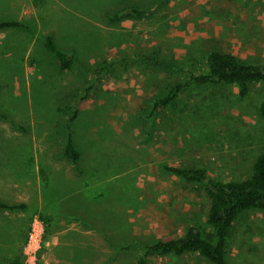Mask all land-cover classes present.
Segmentation results:
<instances>
[{
	"label": "rangeland",
	"instance_id": "rangeland-1",
	"mask_svg": "<svg viewBox=\"0 0 264 264\" xmlns=\"http://www.w3.org/2000/svg\"><path fill=\"white\" fill-rule=\"evenodd\" d=\"M4 21L19 25L0 27V201L25 207L0 208V264L25 260L31 231L41 240L35 264H136L145 245L188 226L211 238L205 193L164 166L248 176L264 153L263 83H250L243 97L216 84L153 103L204 70L209 51L264 62V0H0ZM45 36L71 55L69 67H59ZM68 136L76 165L63 156ZM38 159L76 189L55 206L52 238L49 215L38 211ZM66 214L75 215L74 230L59 223ZM226 260L264 264V209L236 216ZM145 264L210 263L185 253Z\"/></svg>",
	"mask_w": 264,
	"mask_h": 264
},
{
	"label": "trees",
	"instance_id": "trees-1",
	"mask_svg": "<svg viewBox=\"0 0 264 264\" xmlns=\"http://www.w3.org/2000/svg\"><path fill=\"white\" fill-rule=\"evenodd\" d=\"M133 13L138 10L128 9ZM17 21L0 22V27L18 26ZM46 49L54 56L59 67L65 69L72 62L71 55L60 50L50 36H45ZM205 68L192 69L183 79L174 82L165 94L156 98L153 108L172 103L187 88L216 84L234 85L239 97L248 92L249 84L262 82L263 91L258 104L261 118V131L264 134V62H245L229 52L209 51L204 59ZM0 116L4 117L0 114ZM63 156L76 165L80 154L70 136L66 138ZM169 173L185 182L198 185L208 199L206 223L212 227L211 238L205 237L198 227L188 226L179 235L156 240L143 247V253L136 264H145L148 256H181L194 253L210 264H228L226 260V242L236 216L245 210L264 209V153L256 155L251 173L240 179L220 180L214 178L206 169L194 166H164ZM24 203L7 204L0 201L2 209H23ZM47 218L45 223L47 224ZM5 264H20L13 256Z\"/></svg>",
	"mask_w": 264,
	"mask_h": 264
},
{
	"label": "crops",
	"instance_id": "crops-1",
	"mask_svg": "<svg viewBox=\"0 0 264 264\" xmlns=\"http://www.w3.org/2000/svg\"><path fill=\"white\" fill-rule=\"evenodd\" d=\"M6 154H8V155H6ZM12 155H13V153L9 152V153H5L4 156L12 157ZM42 162H43L42 160L38 159V211H40L43 214L47 213L49 215V218L47 217L48 222L46 224V228H48V230H50V232H48V233H49L50 237L52 238V237H55V235L57 234L56 228H54V226H55V223H58V222H56L53 219L54 214L57 211L55 209V206L62 200V198H64V200H65V199L71 197L72 195H74V193L76 192V189L73 187L72 183H68V182H72V181H69L68 179L65 181V179H64L58 183L57 179H55V177L52 175V173L51 174L45 173L44 172V166L42 165ZM41 167H43V170H41V172H40ZM63 182H66V183L61 184ZM67 187L68 188L72 187V189L70 191H66L65 194L57 193L55 195V192H57L61 189L67 188ZM69 203H70V201H69ZM72 205H74V204H71L70 206H72ZM70 213H73V212H70ZM66 215H68L66 217V220L61 221L59 223L66 225V231H69V230H72L73 228H75V226L77 225V221L74 220L75 215H70V214H66ZM66 236H67V234H66ZM169 238H171V237H169Z\"/></svg>",
	"mask_w": 264,
	"mask_h": 264
},
{
	"label": "built area",
	"instance_id": "built-area-1",
	"mask_svg": "<svg viewBox=\"0 0 264 264\" xmlns=\"http://www.w3.org/2000/svg\"><path fill=\"white\" fill-rule=\"evenodd\" d=\"M41 247L40 233L31 231L28 235L26 244L23 248L25 254V260L20 264H35L37 260V253Z\"/></svg>",
	"mask_w": 264,
	"mask_h": 264
}]
</instances>
